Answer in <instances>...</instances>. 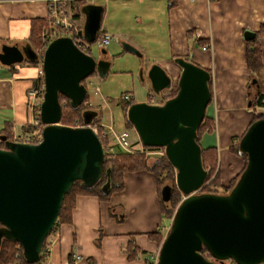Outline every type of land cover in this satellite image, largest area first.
I'll use <instances>...</instances> for the list:
<instances>
[{"label": "water", "instance_id": "1", "mask_svg": "<svg viewBox=\"0 0 264 264\" xmlns=\"http://www.w3.org/2000/svg\"><path fill=\"white\" fill-rule=\"evenodd\" d=\"M83 10V36L92 42L100 27L101 9L86 5ZM254 35L246 30L243 34L245 41ZM121 45L141 58L131 44ZM43 51L41 140L29 144L0 136L5 146L0 147V243L2 239L18 242L29 263L40 261L44 240L74 182L95 184L104 163L102 143L87 125L95 115L84 114V126L60 124L59 94L73 106L80 105L87 94L83 80L94 72L104 78L110 62L95 60L66 35L53 38ZM38 59L28 43L23 48L17 43L0 47V62L8 66ZM173 61L180 67L176 94L162 103L132 102L125 113L143 146L164 148L176 170L175 185L184 194L159 244L156 264H220L228 259L259 264L264 261V116L252 120L241 134L238 149L246 154V163L229 192L197 193L207 175L197 128L211 98L210 73L181 57ZM142 71L141 80H147L155 94L170 87L172 79L159 65H151L144 76ZM251 82L258 86L256 80ZM171 190L169 184L159 190L163 201L169 200ZM203 248L212 260L202 255Z\"/></svg>", "mask_w": 264, "mask_h": 264}, {"label": "crops", "instance_id": "2", "mask_svg": "<svg viewBox=\"0 0 264 264\" xmlns=\"http://www.w3.org/2000/svg\"><path fill=\"white\" fill-rule=\"evenodd\" d=\"M75 1L100 6V31L110 35L107 45L113 38L121 47V42L131 44L150 62L148 66L159 65L171 78L180 70L173 61L174 57H187L189 61L210 71L211 100L205 111L213 119V131L200 137L211 142L210 135L215 131L217 144L227 146L226 166L222 163L224 150L215 149L217 147L212 142L206 147H215L219 183L223 189L228 187L244 166L242 158L228 148L244 133L254 113L259 114L258 109H264L251 108L252 103L247 105L249 100L252 102L259 88L256 86L253 93L255 85L246 68V41L243 36L245 30L255 34L264 22V0H72L69 6L62 9L68 16L71 9H78ZM47 9L48 0H0V47L15 43L27 45L31 20L39 17L48 24ZM83 9H79V16L75 19L80 27L85 21ZM103 19L106 21L103 22ZM258 36L264 66V31ZM206 45L207 49L203 50L202 47ZM102 49L99 48L98 57L110 60L107 50L104 49L105 53H102ZM25 63L8 66L0 62V129L9 123L11 135H18L25 126L30 127L35 123L34 111L27 105L28 90L43 89L42 79L35 73V68ZM109 73L108 69L102 79H106ZM95 88L98 92L99 88ZM152 93L150 90L148 97ZM118 104L121 103L118 101ZM210 104L211 109L208 110ZM122 111L119 108L121 118L118 121L109 115L108 122L100 120V123L103 126L111 125L115 131L124 129ZM95 113L101 118L100 113ZM104 129L107 130L102 127ZM112 139L109 134L106 141ZM114 146L113 150L119 148ZM143 176L147 181L145 188L153 187L155 200L152 198L145 206L143 203L130 206L133 214L138 215L136 222L131 223L132 214L128 218L126 216L127 219L117 218L118 195L127 189L128 179L141 183ZM153 177L146 170L125 172L122 178L124 188L111 193L106 201L94 195H77L71 210V223H58L48 235L46 245L50 250L42 264H146V259L154 264L159 245L149 239L147 233L158 228L161 230L164 219L161 218L158 190ZM133 193L134 197L142 199L143 192L140 189H135ZM100 234L102 237L97 244L95 242ZM129 235H134V246L143 251L140 257L129 259L127 252L123 251L131 240Z\"/></svg>", "mask_w": 264, "mask_h": 264}, {"label": "trees", "instance_id": "3", "mask_svg": "<svg viewBox=\"0 0 264 264\" xmlns=\"http://www.w3.org/2000/svg\"><path fill=\"white\" fill-rule=\"evenodd\" d=\"M75 6L78 9H75L70 11V17L71 18H78L79 13H80V8L86 6L83 1H75L74 2ZM66 5H70V1L69 2H65L63 5V9L66 7ZM102 14V13H101ZM46 21L43 18H34V20H31V24L30 25V32H29V36L26 38L29 41V45L32 47V49L37 48L40 45V41L38 36L41 33V29L44 26H47L50 31H54V28L50 27L49 25H46ZM81 29L83 31V26H81ZM264 31V22L260 24V27L258 28V30L255 32V36L250 39V40H246V68L249 70L250 75L252 76L253 80H256V82L258 83V88H259V92L255 93L254 98L252 99V107L251 108H255V107H261L264 108V74H263V70H264V66L262 65V61H261V47H260V42H259V34ZM55 32V36H61V35H67L70 34L67 31H65L64 29H56ZM102 32L100 31V27L98 29V31L96 32V35L94 40L90 43L93 42H98L100 43V34ZM176 58V57H174ZM183 59H188L187 57H183ZM23 62L26 63H34L37 64L39 63V60H24ZM176 64V63H175ZM177 65V64H176ZM178 66V65H177ZM179 67V66H178ZM180 69V67H179ZM208 71V69H207ZM210 73V71H208ZM90 75H95V72L93 74ZM210 79L208 81V85L209 87H211L210 84ZM167 89H171L172 91V86L170 84V87ZM173 93L171 95H169V97H172L176 94L177 90H178V85L176 86V88H173ZM255 90H256V86H255ZM87 94L84 98V101H82V103L80 105L77 106H73L70 102L69 99L67 97H65L62 94H59V103L64 99L66 100V106L67 109L69 111V115L65 114V110L64 107L62 106V110H61V117H60V122L65 123H72L73 122V118L74 117H78L79 120L81 122H83V124L85 123V115L87 112L92 111L89 108H84L82 109L81 106L84 105V103H86L85 101L87 100ZM169 97H167L169 99ZM211 100V98H210ZM210 102V101H209ZM121 106L122 108H124L125 110L128 108V106L132 103V100L130 102L128 101H122L120 100ZM61 104V103H60ZM87 106V105H86ZM80 108L82 109L80 111ZM205 111V110H204ZM38 113L35 116L36 120H39L38 117ZM74 115V116H73ZM264 115L261 114H255L252 118V120H255L259 117H262ZM101 118L99 116H93L91 119V122L93 123H98L100 122ZM213 119L211 117H209L206 114L205 111V115L201 121V123H199V126L197 128V142L199 143V140L201 139L200 136H202L204 133H209L211 131H213V126H212V121ZM251 120V121H252ZM129 122V121H128ZM131 124V123H130ZM99 131L97 133L98 137H99V141H101L102 145L104 144V138L101 136V132H102V128L98 127ZM30 127L29 126H25L24 129L22 130L24 132H30ZM11 129H10V125L9 123L5 124L4 128L0 129V136H4L5 138H11ZM243 134V133H242ZM241 135L236 139L234 145H230V151L237 154L240 158H242L243 162H244V166H245V161H246V154L244 152H242L240 149H238V143L240 140ZM11 140V139H10ZM4 143V142H3ZM3 143H1L0 147H5L3 145ZM200 144V143H199ZM201 146V159L202 162L201 164H203V167L207 170V175H206V181H208L211 176H213V178L211 179V181L209 182L210 184H205L200 190L201 192H211L214 193V190H211L212 188H221L220 183H219V173L217 171V151L214 149L215 147H202ZM145 148H151L148 146H144ZM104 154V163H103V173L101 175V177L97 180V182L91 186H87L85 185L83 182L81 181H75L74 184L72 185V187L70 188L69 192L67 194H65L61 207H59L60 211L58 214V218L55 221V225L52 229V231L54 230L55 226L58 223H71L70 220H72L71 218V210L72 207L74 206V201H75V197L77 195H94L95 197H97L99 200H109L111 193L116 192V191H121L124 188V181L122 180L123 178V174L125 172H132V171H140V170H146L149 171L150 173L153 174V178L156 181V185H157V192H158V199H159V208H160V213H161V218L164 219H169V216L166 215L165 211H164V207L162 206L163 203H167L170 202L171 200H173V196L174 193L177 191L175 189V186H172V190H171V196L169 198L168 201H163L160 197V192L159 190H161V183L166 182V180H170L172 181L173 178V173L171 172L172 170V166L170 165V163L168 162L167 158L163 157L158 159L156 162H154L151 165H146V162L143 161L142 159H140L138 156L135 155H130V154H125V153H121V152H117V153H110L105 151ZM208 165V166H207ZM243 166V168H244ZM243 168L241 169V171L243 170ZM216 170V172H215ZM241 171L238 173L240 174ZM215 173V174H214ZM239 175H237L235 178H233L230 183L229 186L226 188L228 189L229 187H232L234 185V183L236 182L237 178ZM218 181V182H217ZM219 184V186H218ZM105 185H107V188L104 189ZM177 188V187H176ZM176 191H175V190ZM51 231V232H52ZM50 232V233H51ZM48 237V236H47ZM46 239L44 240L43 243V247L41 248V253H40V261L38 262H28L22 253L21 250V246L19 245L18 242L13 241V240H9V239H2L1 243H0V264H7V263H16V264H42L43 261L46 259V253H45V245H46ZM147 237L151 240L156 241L157 245L160 244L161 239L163 237V232L160 231V229L158 228L157 230H154L152 232H148L147 233ZM124 252H127V256L129 259L131 258H135V257H140L143 254V251L138 250V248L136 246H134L132 240H130V242L128 244H126V246L123 248ZM202 255L205 256L206 258H210L211 256H209L210 254L206 251V249H202ZM70 257H71V253H70ZM146 264H151L150 262H148V260L146 259Z\"/></svg>", "mask_w": 264, "mask_h": 264}, {"label": "rangeland", "instance_id": "4", "mask_svg": "<svg viewBox=\"0 0 264 264\" xmlns=\"http://www.w3.org/2000/svg\"><path fill=\"white\" fill-rule=\"evenodd\" d=\"M72 19L75 20L74 18H72ZM104 21H106V19H103V22ZM76 23H77V21H76ZM78 25L80 26L79 23H78ZM104 25L106 26L105 23H104ZM101 29H103V28L101 27ZM53 37L55 38L56 36L54 35ZM38 38L40 41V45L35 49L33 48V51L36 52L38 58H40L39 61L41 62V58H42V55L44 53L43 50H45L47 44L45 41L42 43L41 33L38 36ZM52 39L53 38H49L46 41L50 42ZM99 48H100L99 43L93 42L91 45V48H90L91 52L88 51L86 53L90 54L91 56H93L95 58H98ZM103 49H106L107 53L110 55V60H109V62H110V67H109L110 73L108 74L109 76L106 79H102L96 74L95 75H89L93 84L89 85L86 88L88 96H87V100L85 101L86 103H84V105H82L81 108L84 109L86 107V108L91 109L93 112L92 114H96L95 112L100 113L99 115H101V120L104 123V122L109 121V115H112V117L115 121H118L119 118H121L118 114V111H119V108H122V106H121V104L117 105V102L118 101L120 102L119 99H120L121 95L124 94L125 92L129 93L133 98L132 100L135 102L136 101H142V100L146 101V102L148 101L147 98H148V95L150 94V86H149V83L147 80H145V79H144V81L141 80L142 76H140L139 73H140V70L142 69L143 70L142 74L144 76L143 72L148 70V68L150 67V66H148L150 64V62L148 60H146L145 56H141V58H140L137 55L132 54L130 52H126V51L122 52V48L118 44V42L116 41V38H113L111 43L109 45L103 47ZM35 65L36 64H34V63H27L26 64V66L35 68V73L38 74L37 65L36 66ZM179 74H180V72L171 78L172 79V84H171L172 91H171V89H164L163 91H161L160 95L158 97H156L155 103L164 102L166 100V98L169 97V95H171L173 93V90H174L173 88H176V86H177L176 84H177ZM42 84H43V78H42ZM95 87L99 88L98 92L95 91V89H94ZM254 90H255V87H253V93H254ZM252 94H250V95H252ZM100 97L106 98V100H102ZM42 98H43V93L42 94L39 93L37 103H36L37 107H36V110L34 112L33 117H35L37 115V113L39 114V107H40V102H42ZM87 102L92 103L93 106H91ZM60 103H61V106L64 107L65 114L69 115V111H68L67 106H66V104H67L66 100L63 99ZM81 108H80V111L82 110ZM209 108L211 109V104L209 105L208 110H210ZM122 109H123V111L121 112V115H122V119L124 122V126H122V127L126 128L128 130L130 129V134H131L130 140H133L134 142L140 143V141L137 139L138 138L137 133L135 132L134 128L131 126L132 124H130V122H128L127 116L125 114L127 109L126 110L124 108H122ZM258 112H259V114L261 113V115H264V109H258ZM0 117H1V114H0ZM1 120L2 119H0V125H1ZM38 122H39V120H38ZM60 124L68 125V126H72V127H80V126L84 125L83 122H81L78 117H74L73 122L70 124H68V123L64 124L63 122H60ZM30 128H31V126H30ZM97 131H99V129ZM226 132H229V131H226ZM215 135H216L215 131L212 132V134L210 135L212 145L215 144V146L217 147L215 149H217V150L219 148L224 150L222 163L225 164V166H226V163H225L226 155H225V153H226L227 146L224 147L222 144L221 145H219V143L217 144ZM14 136H15V134L13 133L11 138ZM206 137H209V135H207ZM5 139L10 140L9 138H5ZM110 141H112V143H113V140H110ZM211 142L206 140V138L199 140L200 145H202L204 147H206L209 143L211 144ZM1 143H3V140L0 139V145H1ZM229 144H230V141L228 138V145ZM137 147L139 148L140 146L138 145ZM113 151H114V153L121 152V153H125V154H130V155L132 154V153H127L126 151L121 150L120 148H117V147L114 148ZM163 151H164L163 147H151V148H147V147L145 148L144 147L142 152L137 151L136 153H133L132 155L138 156L140 159H142L143 161L146 162V165H151L160 158H163V157L166 158L165 153ZM104 153H105V151H104ZM171 172L173 173V176H172L173 180L172 181L166 180V182L161 183V186H163L165 184H169L171 187L175 186V189L177 190L176 191L174 189L176 192L174 193L173 200H171L170 202H167V203H163V205H162L164 207V211H165L166 215L169 216V219H165V221L163 222V224H164L163 228L160 230L163 232V237H164L165 233L167 232L166 230H168V227H169V224L171 221V217L173 216L174 211H175L178 203H180V201L184 197V194H182L176 188L175 178H174L176 170L173 166H172ZM215 172H216V170H215ZM212 178H213V176H211V178L208 181L205 180L203 186L205 184H210L209 182L211 181ZM141 179H143V181L141 183H138L136 180L133 181L131 179H128L129 184H128L127 189H124V191L118 195L119 203L116 204V206L119 207V211L116 212L117 218H120V219L122 217L126 218V216L128 218V216L130 214H132L131 223L136 222L138 215L136 213L133 214V211L130 208V206L132 204L137 205L140 203H143V206H145V205H147L148 202H150V200L152 198H154V200H155V192H153L154 191L153 187L145 188L146 186H144V185L147 183V181L144 178V176ZM218 186H219V184H218ZM201 188H199L197 193H201V190H200ZM226 188L223 189L220 187L219 188L216 187V188H212L211 190H214V193L226 194L229 192L230 188H232V187H229L228 189H226ZM135 189H140L143 192L141 195V197H142L141 200L138 199V197H134L133 192L135 191ZM113 209L114 208H112L111 211ZM140 214H141V212L139 213V215ZM123 223L124 222L119 223V224H123ZM101 237H102V235L100 234L99 237L97 238L98 240L95 243L98 244V242L101 240ZM129 237L131 240H133L134 235H129ZM163 237L161 239V242L163 240ZM207 259L212 260V257L207 258Z\"/></svg>", "mask_w": 264, "mask_h": 264}, {"label": "built area", "instance_id": "5", "mask_svg": "<svg viewBox=\"0 0 264 264\" xmlns=\"http://www.w3.org/2000/svg\"><path fill=\"white\" fill-rule=\"evenodd\" d=\"M68 1H72V0H48V9H47L48 14L46 17V20L48 21L47 25L54 28V31H56V29H64L65 31L70 33V34H67L66 36L72 37L78 49L84 52H88V51L91 52L90 48H91L92 43H90L88 40L85 39V37L83 36V31L81 27L78 25V23H76L75 20H73L70 16H68V14H66L62 10L64 3ZM208 1H211V0H208ZM54 31H50V29L47 26H44L41 31L42 43L45 41L46 44H48L49 41H46V40H48L49 38H54L53 37L55 35ZM99 36H100V43H99L100 48L105 47L110 42V35H108V33L106 32H102ZM202 49L203 50L207 49V45L203 46ZM38 60H40V58ZM40 63H41L40 61L39 63H37V65H39L37 72L39 75L38 77L42 79L43 70H42V66ZM83 84L87 88L89 85H92L93 82L91 81L90 77H87L85 80H83ZM39 93L41 94L43 93L42 89L41 90H36V89L28 90L29 101L27 105H29L31 110L34 112L37 107L36 103H37ZM131 99H132V96L129 93H124L120 97V100L122 101L130 102ZM155 99H156V95L152 93L147 98L148 100L147 102L155 104ZM34 120H35V123L31 125L32 129L30 130V132H24V133L15 135L14 137L11 138V141L29 143V144L38 143L41 140V133H42L41 129L43 128L44 125L40 122V120L39 122L38 120H36V118ZM87 125L90 126V128H92L96 133H98L97 131L99 129L98 127L100 128L103 127L107 129L106 131L104 129L101 132V136L104 138V141H105L104 144L102 145L104 148V151L114 153L113 151L114 145H117L121 150H124L127 153L133 154V153H136L137 151H141V152L143 151L144 146L142 145V143L134 142L133 140H130L131 139L130 131L126 128L119 130V131H115L114 128L111 127V125L103 126V124L100 122L98 123L91 122V124L89 123ZM109 134H111L113 137L112 139L113 143H110V141H106L109 137ZM138 145L140 146L139 148L137 147ZM48 247H49L48 245H45L44 247L46 255L49 253V250H50ZM156 257L157 255L154 257V262H153L154 264H156L157 262ZM76 259H78V256H76ZM220 264H236V263L233 262L231 259H228V260L223 261ZM259 264H264V261H262Z\"/></svg>", "mask_w": 264, "mask_h": 264}, {"label": "flooded vegetation", "instance_id": "6", "mask_svg": "<svg viewBox=\"0 0 264 264\" xmlns=\"http://www.w3.org/2000/svg\"><path fill=\"white\" fill-rule=\"evenodd\" d=\"M19 47H21V48H23V46L21 45V46H19ZM93 57V56H92ZM95 60H98V59H104V60H107V61H109L108 59H105L104 57H98V58H95V57H93ZM26 59V58H25ZM95 74H97L96 72H95ZM150 90H151V88H150ZM153 92V91H152ZM154 93V92H153ZM161 93V92H160ZM160 93H158V94H155L156 95V97H158L159 95H160ZM158 102V101H157ZM160 103V102H159Z\"/></svg>", "mask_w": 264, "mask_h": 264}]
</instances>
